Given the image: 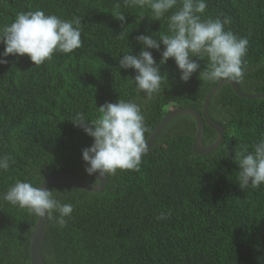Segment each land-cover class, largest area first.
Here are the masks:
<instances>
[{
  "label": "trees",
  "instance_id": "1",
  "mask_svg": "<svg viewBox=\"0 0 264 264\" xmlns=\"http://www.w3.org/2000/svg\"><path fill=\"white\" fill-rule=\"evenodd\" d=\"M37 9L64 19L80 17L82 47L54 53L40 66L27 54L9 55L8 63L0 64V155L10 153L15 160L0 172V192L17 180L38 186L48 175L63 172L96 183L82 159L93 138L71 119L77 112L97 118V107L119 98L143 104L132 80L135 71L120 69L118 60L126 52H140L137 35L167 32L166 20L151 19L147 8L125 7L124 0H0V27L21 11ZM117 11L125 13L123 25L113 16ZM217 16L230 17L225 30L249 39L248 70L236 81L240 89L264 93V0H207L202 18ZM150 51L159 63L161 52ZM197 62L201 67L187 82L180 80L172 58L160 66L161 90L142 107L146 138L170 107L201 112L205 95L219 80L200 79L206 62ZM208 112L224 126L223 139L211 152L193 150L196 124L182 113L161 129L138 171L118 170L101 191L63 181L49 184L57 199L74 208L65 228L47 219L45 263L264 264V184L241 189L231 158L241 143L251 145L264 133V97L240 96L224 82ZM216 137L205 124L203 143ZM169 211V218L156 219ZM36 220L26 209L0 201V264H30Z\"/></svg>",
  "mask_w": 264,
  "mask_h": 264
},
{
  "label": "clouds",
  "instance_id": "2",
  "mask_svg": "<svg viewBox=\"0 0 264 264\" xmlns=\"http://www.w3.org/2000/svg\"><path fill=\"white\" fill-rule=\"evenodd\" d=\"M128 8H147L151 19L166 20L167 32L158 36L139 34L135 37L141 45L138 54L126 52L118 60L120 69H133L137 93H143V104L151 102L161 90L163 75L160 66L172 58L180 70V80L187 82L201 67L199 78L215 82L222 78L240 81L248 70L244 59L248 52L249 39L225 30L231 18L220 16L202 18L207 0H124ZM120 5L117 4V8ZM113 16L123 25L124 12ZM141 12V18H143ZM119 35H126L123 32ZM82 20L80 17L64 19L55 14H46L41 9L21 11L15 19L0 27V64H7L9 55L21 57L27 54L36 66L53 58L54 53L69 54L82 47ZM161 45L163 50L161 51ZM150 49L161 52L159 63ZM237 83V82H236ZM143 104L118 99L105 102L98 108V117L89 119L77 112L71 121L93 138L89 147L82 149L85 172L89 176H115L118 170L138 171L142 157L148 151L145 133L148 128L142 112ZM231 158L238 165L236 180L241 189H258L264 184V133L251 145L241 143ZM223 156L227 158V148ZM15 160L10 153L0 155V172H7ZM68 173V172H67ZM31 181L17 180L7 191L0 192V201L26 209L40 218L46 217L55 226L65 228L71 218L74 205L57 199L53 191ZM99 187V184H93ZM171 212H161L156 219L169 218Z\"/></svg>",
  "mask_w": 264,
  "mask_h": 264
},
{
  "label": "water",
  "instance_id": "3",
  "mask_svg": "<svg viewBox=\"0 0 264 264\" xmlns=\"http://www.w3.org/2000/svg\"><path fill=\"white\" fill-rule=\"evenodd\" d=\"M224 82H229L232 88L234 89V91L240 96L264 97V93L251 94L248 92H244L240 89L236 81H229V80H225L222 78L221 80H219V82L215 86L211 87L210 90L205 95L203 99L202 107H201V112L189 106H178V107L169 109L167 113L159 120V122L152 129L149 136L146 138L148 146L149 147L151 146V144L157 137L158 133L165 126V124H167L176 115L185 113V114L190 115L196 124L195 137H194L193 144H192L193 150L195 152L202 153V154L213 151L223 139L224 126L220 124L218 121L211 118L208 112V107H209V102L211 100L213 93ZM205 124H207L209 127L214 129L217 133V137L214 140V142L208 145H205L202 141V135L204 132ZM94 178L96 180L95 176ZM97 178L99 180H96V183H92L88 181L87 179L75 176L71 173H66V172L53 173V174L48 175L42 180L41 186L44 188H47V186L51 183L63 181V182H67L69 184L75 185L77 187H80L90 192H99L106 186L107 178L98 177V175H97ZM93 184H99V187H95ZM46 228H47L46 217L40 218L37 216V220L34 225L31 238H30V264H46L41 254V248H42V244L45 238Z\"/></svg>",
  "mask_w": 264,
  "mask_h": 264
},
{
  "label": "rangeland",
  "instance_id": "4",
  "mask_svg": "<svg viewBox=\"0 0 264 264\" xmlns=\"http://www.w3.org/2000/svg\"><path fill=\"white\" fill-rule=\"evenodd\" d=\"M171 108H174V107H170V109H171Z\"/></svg>",
  "mask_w": 264,
  "mask_h": 264
}]
</instances>
